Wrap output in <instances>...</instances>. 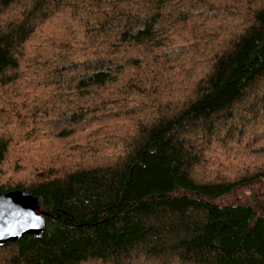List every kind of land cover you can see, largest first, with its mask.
Listing matches in <instances>:
<instances>
[{
    "label": "trees",
    "instance_id": "obj_1",
    "mask_svg": "<svg viewBox=\"0 0 264 264\" xmlns=\"http://www.w3.org/2000/svg\"><path fill=\"white\" fill-rule=\"evenodd\" d=\"M226 4L229 12L248 13L245 26L228 29L222 39L215 25L189 30L188 19L213 12L209 0H0V86L21 78L26 63L41 83L55 76L46 87L51 97L66 84L88 97L123 87L135 65L142 82L106 101L130 94L124 106L143 99V118L153 114L138 122L133 147L115 164L74 169L52 159L53 168L37 167L27 186L0 187L30 189L53 214L42 236L0 246V264H264V203H218L264 179V167L224 182L193 174L201 139L226 146L240 132L242 146L237 112L245 118L246 108L264 112V0ZM60 21L61 42L50 50L42 28ZM204 41L208 48L198 51ZM29 43L36 47L32 55ZM176 61L190 73L194 90L182 102L151 109L159 79L173 78L168 75L176 70L166 64ZM1 136L0 165L9 150Z\"/></svg>",
    "mask_w": 264,
    "mask_h": 264
},
{
    "label": "rangeland",
    "instance_id": "obj_2",
    "mask_svg": "<svg viewBox=\"0 0 264 264\" xmlns=\"http://www.w3.org/2000/svg\"><path fill=\"white\" fill-rule=\"evenodd\" d=\"M209 3H213V12L188 19L189 30L195 32L197 26H200L202 30H211V27L215 25L223 39L228 29L240 27L241 30L245 26L246 20L243 16L247 15V9L229 12L226 8L229 0H209ZM196 8L199 9L198 12L203 10ZM205 17L218 18L210 20L207 26H204L202 23ZM208 21L206 18V23ZM61 23L62 21L56 24L47 23L42 28L50 50L56 51V47L61 42L62 32L58 28ZM213 45L219 47L217 43ZM204 46L208 48L209 45L206 41L200 42L198 51ZM35 51L36 47L29 43L28 55L34 54ZM50 54L53 55L51 51ZM128 54L131 55L132 52L128 51ZM23 67L21 78L14 80L13 84L8 86H0V133L1 137L9 140L7 158L0 165V187L4 190L18 184L27 186L35 177L37 167L53 168L49 167L52 165L49 164L52 159L61 161L63 167L74 169L80 165L90 167V164H115L124 152H128L133 147L132 143L136 140L133 137L140 134L138 122L141 119L148 122L153 116L149 114L143 118L141 110L146 109L147 105L143 99H140L142 103H136L134 108L128 109L124 106L123 100L126 101L130 94L127 97L123 95L120 99L106 101L107 98L115 97L118 92L121 96L120 92H123L125 87L142 82L141 70L138 66L128 67L129 71L125 73L126 78L122 80L123 87L116 88L120 85L118 83V86L107 87L99 92L94 90L88 97H80L74 94V90H69L74 87V84H66L62 90L51 97L46 87L56 83L55 76L41 83L33 75L34 72L31 73L32 70L26 63ZM165 67L176 70L168 75H172L173 78L159 79L160 94L153 98L154 105L151 109L154 106L160 108L159 104L162 102L164 103L161 106L169 105V102H182L194 90L192 82L187 78L190 74L188 70L177 69L183 67L181 63L176 61L166 64ZM13 75L14 73H11L9 77ZM92 102L93 114L88 108ZM34 106L38 112L34 110ZM81 106L86 107L85 113L79 112ZM246 109L247 118L240 117L239 111L236 114L239 118L238 122L245 129V134H241L245 144L242 146L237 144L240 141V132L233 139L226 140L228 143L226 146L221 140L209 143L208 139L203 138L199 141L197 144L199 149L196 152L200 163L193 171L197 180L234 181L240 179L247 171L252 172L264 167V112L261 109L257 111ZM66 112L78 113L80 116L74 120L67 119ZM61 114H65V117ZM68 116L71 117V115ZM78 119H80L79 122H77ZM263 186L264 179L257 183L244 184L218 200V203H258L255 201L264 203ZM253 196L259 200H254Z\"/></svg>",
    "mask_w": 264,
    "mask_h": 264
},
{
    "label": "water",
    "instance_id": "obj_3",
    "mask_svg": "<svg viewBox=\"0 0 264 264\" xmlns=\"http://www.w3.org/2000/svg\"><path fill=\"white\" fill-rule=\"evenodd\" d=\"M52 216L43 208L42 196L30 189L0 192V246L16 242L24 235L42 236L46 217Z\"/></svg>",
    "mask_w": 264,
    "mask_h": 264
}]
</instances>
